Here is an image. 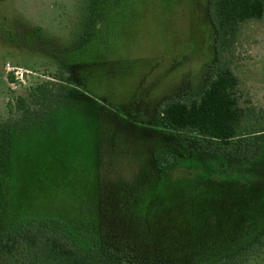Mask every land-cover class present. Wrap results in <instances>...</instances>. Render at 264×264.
Returning <instances> with one entry per match:
<instances>
[{
    "label": "rangeland",
    "instance_id": "rangeland-1",
    "mask_svg": "<svg viewBox=\"0 0 264 264\" xmlns=\"http://www.w3.org/2000/svg\"><path fill=\"white\" fill-rule=\"evenodd\" d=\"M209 4L0 0V122L25 119L16 98H27L38 83L69 86L60 88L64 97L45 120L26 122L0 147L11 176L6 200L12 219L72 217L87 222L91 234L103 221L119 226L113 235L131 231L154 247L164 243L154 237L156 228L174 223L178 203L193 208L197 227L211 218L222 228L218 239L198 235L204 249L264 225V189L230 187L209 196L202 182L190 187L179 179L184 168L163 181L153 164L154 151L178 147L175 134L157 125L159 107L198 98L214 75L219 55ZM229 58L236 93L264 109V15L241 24ZM49 105L26 101L29 116ZM243 129L264 133V116ZM261 135L258 147L264 145ZM147 227L153 228L149 238ZM16 257L0 254V264H19ZM245 264H264V247Z\"/></svg>",
    "mask_w": 264,
    "mask_h": 264
},
{
    "label": "trees",
    "instance_id": "trees-1",
    "mask_svg": "<svg viewBox=\"0 0 264 264\" xmlns=\"http://www.w3.org/2000/svg\"><path fill=\"white\" fill-rule=\"evenodd\" d=\"M208 12L219 55L214 75L198 98L167 101L159 107L157 125L175 134L178 147L154 151L153 164L163 181L173 169L184 168L185 174L179 179L189 182L190 187L202 182L211 190L209 196L230 187L264 189V145L256 146L264 133L243 129L247 121L264 116V109L236 93L238 79L229 58L241 24L263 17L264 0H210ZM13 78L12 73L7 75L9 81ZM62 86L69 87L45 80L31 88L27 94L31 103L50 105L30 116L27 98L18 96L15 106L25 110V119L17 124L0 122V147L9 145L16 129L26 122L45 120L62 101ZM7 107L12 108L10 104ZM10 179L6 162L0 159V254L17 255L19 264H245L250 255L264 247L262 225L224 245L215 242L208 249L202 248L197 243L198 235L218 239L222 228L213 225L211 218L206 220V227H197L191 214L193 208L186 209L178 203L175 215H170L174 223L156 228L158 234L154 237L164 243L154 247L131 231L128 236L125 232L113 235L111 230H119V226L103 221L97 223L99 233L91 234L87 222L72 217L12 219L6 200ZM182 194L179 192L177 197ZM147 228L151 232L145 238L153 234V228ZM173 239L175 243L168 242Z\"/></svg>",
    "mask_w": 264,
    "mask_h": 264
},
{
    "label": "built area",
    "instance_id": "built-area-1",
    "mask_svg": "<svg viewBox=\"0 0 264 264\" xmlns=\"http://www.w3.org/2000/svg\"><path fill=\"white\" fill-rule=\"evenodd\" d=\"M6 66H8L9 70H11L12 72L16 73V71H14V67H10V65L7 63Z\"/></svg>",
    "mask_w": 264,
    "mask_h": 264
}]
</instances>
